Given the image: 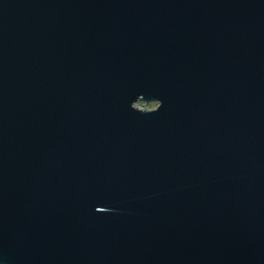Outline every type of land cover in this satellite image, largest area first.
Segmentation results:
<instances>
[{"label": "water", "instance_id": "obj_1", "mask_svg": "<svg viewBox=\"0 0 264 264\" xmlns=\"http://www.w3.org/2000/svg\"><path fill=\"white\" fill-rule=\"evenodd\" d=\"M0 264H264V0H0Z\"/></svg>", "mask_w": 264, "mask_h": 264}, {"label": "rangeland", "instance_id": "obj_2", "mask_svg": "<svg viewBox=\"0 0 264 264\" xmlns=\"http://www.w3.org/2000/svg\"><path fill=\"white\" fill-rule=\"evenodd\" d=\"M153 105H156V104H150L148 106L144 105V104H137L136 107L137 108H140V109H147V110H151V109H154L155 107H152Z\"/></svg>", "mask_w": 264, "mask_h": 264}, {"label": "clouds", "instance_id": "obj_3", "mask_svg": "<svg viewBox=\"0 0 264 264\" xmlns=\"http://www.w3.org/2000/svg\"><path fill=\"white\" fill-rule=\"evenodd\" d=\"M152 107H156V105H153Z\"/></svg>", "mask_w": 264, "mask_h": 264}]
</instances>
